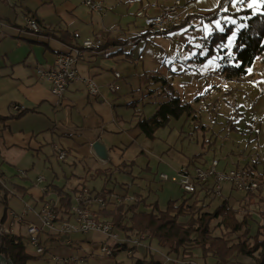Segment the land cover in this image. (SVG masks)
<instances>
[{"label": "crops", "instance_id": "1", "mask_svg": "<svg viewBox=\"0 0 264 264\" xmlns=\"http://www.w3.org/2000/svg\"><path fill=\"white\" fill-rule=\"evenodd\" d=\"M101 1L103 12L96 14L84 6L83 0H0V46L13 47L0 59V119L6 120L0 123V198L7 204L9 196L16 197L24 207L18 213L5 208L7 218L0 229L15 233L17 225H39L35 213L43 201L51 200L58 210V198L48 190L49 186L74 191L73 200L84 191L92 196L105 191L110 193L109 198L134 196L144 200L145 205L157 203L163 210L168 201H179L183 194L175 183L159 176L175 178L193 161L211 160L202 155L203 142L208 140L202 131L211 129L209 123L221 116V102L229 98V88L224 84L220 61V69L212 73L202 70L207 51L201 40L213 32H207L205 27L210 24L208 17L221 8L222 0L215 6L209 0H181L185 21L152 42L133 36L137 23L133 14L147 3L155 2L160 7L173 0ZM194 11L198 13L196 17L187 16ZM24 15L35 17L43 32H27ZM74 33L85 39L107 33L116 46L98 53L86 52L85 60L76 67L78 79L68 84L61 98H56L36 71L51 68L58 53L68 52L75 42ZM64 34L69 39L64 36L62 40ZM9 56L12 62L7 64ZM221 57L222 54L215 56ZM115 73L119 78H115ZM85 78L99 87L97 99L88 97L82 82ZM159 78L191 105L193 114L171 120L167 127L157 129L155 138L150 140L136 128L134 113L150 118L167 100L157 82ZM110 84L115 87L113 92L109 91ZM130 103L134 106H128ZM14 105L22 110L13 111ZM24 110L28 111L21 115ZM203 115L209 117L205 120L209 123L202 122ZM97 140L108 149L106 163L98 161L90 151ZM55 147L66 152L64 159H58ZM196 147L200 152H194ZM219 161L220 166L228 168V164ZM18 171H24L25 176H18ZM37 178L43 181L38 182ZM231 193L229 186L224 185L221 200L229 201ZM89 206L96 209L94 204ZM11 213L21 220L12 222ZM68 236L42 232L41 243L48 241L50 246L43 245V256L30 254L43 264H85L93 256H103L101 247L114 246H109L102 236L104 242L98 244L80 238L72 241ZM164 257L154 259L161 264L171 263L169 256L168 260Z\"/></svg>", "mask_w": 264, "mask_h": 264}, {"label": "trees", "instance_id": "2", "mask_svg": "<svg viewBox=\"0 0 264 264\" xmlns=\"http://www.w3.org/2000/svg\"><path fill=\"white\" fill-rule=\"evenodd\" d=\"M231 1L222 0L221 8L212 13L208 17V21L210 23L214 19L221 20L227 16V18H234L235 22L226 25L227 20H222L223 29L221 31H213L201 40L207 51L205 58L214 55L216 52L222 54L219 59L221 73L227 81L246 75V71L252 66L256 57L264 54V2L258 9L259 11L254 13L252 8H244L235 12L229 11ZM238 25L240 27L237 29ZM234 29L237 30L236 38L231 53L226 54L227 51L222 50V48H224L228 35ZM64 36L66 37L64 34L61 37L62 40ZM115 42L113 40L108 41L106 50L116 46ZM157 82L161 84L162 95H165L167 100L159 105L158 110L150 118L143 119L134 113V117H137L136 128L138 127L144 136L150 140L155 138L157 129L167 127L171 120H178L183 116L190 117L193 114L191 105L177 97L172 87L165 80L159 78ZM128 106L133 107L134 103H130ZM27 111L24 110L20 114L22 115ZM4 121L6 120L0 119V123H4ZM104 175L107 176V173ZM259 183L260 186L256 192L246 194L247 205H252L255 199L264 205V184ZM48 190L58 198V210H61V215L68 214L73 204L75 192H68L64 188L54 186H49ZM109 194V192L102 191L95 196L106 198ZM58 210L57 212H59ZM204 210L205 206L200 205L199 201L195 199L191 202L182 200L180 203L168 201L163 210L159 208L157 203L145 205L144 200H140L137 205L123 206L116 205L113 201L106 199V205L99 211V217L112 223L120 235L128 237L146 235L148 239L154 240L157 246L168 254L181 252L190 257L192 251L196 250L200 252L204 262L213 260L214 264H231L242 256L253 259L254 264H264L262 226H257L256 233L250 235L249 221L251 217L248 213L241 220H238L237 211L232 209L227 201H223L211 212ZM261 216L263 220L264 215ZM6 218L4 208L0 224H3ZM216 220L218 227L222 228L224 232L221 236L212 234L211 222ZM26 239L19 233H1L0 255L9 260L11 264H27L32 259L36 260L38 257L32 256L27 251ZM113 250H115L114 253L116 250L135 253L136 248L129 249L125 245H115ZM132 264L161 263L152 258L143 257L141 259L136 258Z\"/></svg>", "mask_w": 264, "mask_h": 264}, {"label": "built area", "instance_id": "3", "mask_svg": "<svg viewBox=\"0 0 264 264\" xmlns=\"http://www.w3.org/2000/svg\"><path fill=\"white\" fill-rule=\"evenodd\" d=\"M85 7L91 13L101 14L103 12V4L101 0H83ZM197 12H189L187 16L196 17ZM136 25L133 27V36L145 37L152 42L157 36L167 34L172 28L182 25L186 17L182 7L181 0H173L170 3L157 6L155 2L142 5L134 14ZM24 28L31 34H41L43 27L37 19L31 15H24ZM191 20V19H190ZM189 20V22H190ZM74 43L69 46L68 52L58 53L55 56L53 66L49 69H38L36 75L39 80L46 81L50 86V92L56 98H61L70 82L78 79L77 65L85 60L86 52L98 53L106 49L109 41L107 33H99L91 39L81 37L79 33L73 34ZM153 47V45H151ZM115 78H119L117 73ZM87 95L90 99H97L99 96V87L90 79H82ZM115 87L109 85V91L113 92ZM22 108L14 105L13 111L19 112ZM258 120L253 119L251 124H257ZM58 159L62 160L66 157V152L55 147ZM18 176L24 177V171H18ZM162 180H170L175 183L179 191L187 197H196L198 195H206L209 198L218 200L222 197L224 185L229 186L232 191L242 192L245 195L254 193L259 189L260 183L254 173L246 172L238 168H224L220 166L218 159L208 161L195 160L188 166L179 171L175 178L166 175H160ZM38 182H42V178H37ZM210 186L206 188V184ZM106 199L112 201L116 205H137L140 201L137 197L126 196L120 197L113 195L109 198L102 196H92L84 191L83 195L79 194L73 200L68 214L61 215L57 212V205L51 200L43 201L39 204V210L35 213L38 217L39 225L29 224L26 228L27 246L34 250L37 256L45 254L44 247L41 243L40 235L47 232L54 236H67L71 233L87 234L93 232L102 236L105 240L113 243L112 245H125L130 248H138L144 246L143 243L149 240L146 235L125 236L120 235L114 228L113 224L100 219L99 211L106 205ZM94 204L96 209H92L89 205ZM10 217L13 221L21 220V217L11 213ZM9 229H0L1 233H8ZM101 254L105 257H111L114 254L113 246L101 247ZM131 255V251L127 252ZM6 259V258H5ZM165 260L167 256L164 257ZM9 261V260H8Z\"/></svg>", "mask_w": 264, "mask_h": 264}, {"label": "rangeland", "instance_id": "4", "mask_svg": "<svg viewBox=\"0 0 264 264\" xmlns=\"http://www.w3.org/2000/svg\"><path fill=\"white\" fill-rule=\"evenodd\" d=\"M203 1L205 0H202V2ZM209 1L215 6L214 4L220 0ZM231 2L232 6L230 8L231 10H234H229L231 12L239 11L244 8H252L255 13L256 11H259L258 9L263 5L264 0H232ZM203 5H206V2H204ZM223 20H227L226 25L235 22L234 18H227V16L224 17ZM207 26L205 27L207 32L221 31L223 29L219 19H214ZM235 31L236 29L228 35L224 45L226 51H231L233 47L236 38ZM12 49L13 47L8 45L0 46V59L5 53L12 51ZM216 54L219 53L216 52L214 55L216 56ZM214 55L208 56L207 59H204L206 62L201 64L202 70L204 69L205 72L212 73L213 71L220 69L219 58H215ZM9 62H12L11 56H9L7 64H9ZM1 65L2 62L0 60V66ZM246 72L247 74L240 78L233 79L232 81L225 80L224 84L229 88V94L227 95L229 98L226 99L227 101L221 102L222 112L220 111L219 113L221 116L219 115V118L210 123L209 121H205L209 118L208 116H206V118L205 115L202 116V122L204 124L209 123L212 125L211 129H203L202 131V133L208 137V140L203 142L204 146L202 150H204V152L202 155L206 160L212 158L219 159L228 164V168L234 167L243 169L249 173H254L258 181L264 184V54L256 57V60ZM253 119H257L258 123L251 124ZM230 129L236 131H231ZM194 152L198 153L200 152V149L196 147V151ZM230 195L231 198L227 203L232 209L237 211V219L241 220V218L247 213L250 215V235L256 233L257 226H262L261 233H264V219L262 220L261 216L264 215V205L258 203L257 199L253 200L252 205H247L248 198L242 192L232 191ZM179 197L180 200L178 203H180L181 200L191 202L195 199L196 201H199L200 205L205 206L204 211L208 212L213 211L223 202L221 200L222 197L215 200L209 198L207 194L205 196L198 195L192 198L180 194ZM8 199L7 204H4L6 203L5 199L2 197L0 198L1 216L4 212V208L12 209L14 213H18L24 208L23 203H21L18 198L9 196ZM160 204H162V202ZM257 220L258 222H256ZM15 228L14 232L16 234L19 233L26 237L25 227L20 228L17 225ZM211 229L214 236H221L224 233L222 228L218 227L217 220L211 222ZM68 237H70L72 241L80 238V241L91 242L93 244L104 242L101 236L95 235L93 232H88L87 236L82 233H71ZM43 245L50 246V243L44 241ZM108 245L110 246L111 242H109ZM143 245L147 246V248H140L138 252L134 253V257L132 258L127 254V251H121L114 255V257L93 256L85 264H132L136 258L141 259L144 257L159 259L162 258L163 255L170 257L171 263L168 264H203L200 252L196 250L192 251L190 257H187L181 252L179 254H168L165 250L158 247L156 242L151 239L144 242ZM27 251L29 253L34 252L29 246L27 247ZM5 260L8 261L7 259ZM37 263L43 264L42 262H36L34 259L28 261L27 264ZM241 263L254 264L253 259L240 256L238 262L235 264Z\"/></svg>", "mask_w": 264, "mask_h": 264}, {"label": "water", "instance_id": "5", "mask_svg": "<svg viewBox=\"0 0 264 264\" xmlns=\"http://www.w3.org/2000/svg\"><path fill=\"white\" fill-rule=\"evenodd\" d=\"M90 151L92 155L98 159L101 163H106L109 159L108 149L104 146V144L97 140L90 146ZM11 264L10 261H6L2 255H0V264Z\"/></svg>", "mask_w": 264, "mask_h": 264}]
</instances>
